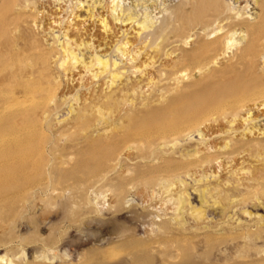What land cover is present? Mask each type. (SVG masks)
<instances>
[{
    "label": "rangeland",
    "instance_id": "rangeland-1",
    "mask_svg": "<svg viewBox=\"0 0 264 264\" xmlns=\"http://www.w3.org/2000/svg\"><path fill=\"white\" fill-rule=\"evenodd\" d=\"M77 1L0 0V264H264V50L198 57L211 1L126 0L153 47L110 85L59 66L64 31L124 65L129 28L107 42Z\"/></svg>",
    "mask_w": 264,
    "mask_h": 264
},
{
    "label": "bare ground",
    "instance_id": "bare-ground-1",
    "mask_svg": "<svg viewBox=\"0 0 264 264\" xmlns=\"http://www.w3.org/2000/svg\"><path fill=\"white\" fill-rule=\"evenodd\" d=\"M125 1L126 0H109V2L107 1V4H103L102 0H82L79 2L77 1L78 3L76 2L75 6L73 5L76 10H85L83 12L85 14V18L82 19L81 22H96L101 28L102 33L106 35L105 38H108L107 42H110L112 38L109 39V37L115 34L114 28L112 26L118 28H129L125 30L122 29L121 31L117 32V35L119 36L118 41L110 42L111 51L116 54V56L119 58V62L124 63V65H119L118 61H116L115 59H107V56L97 55V50H93L94 54L91 53L87 58H85L83 51H90V44L85 43L75 45L72 42L73 40H70L67 37V32L64 31L62 33V39L65 42L62 43L61 46L60 43L58 45L60 46L59 52L62 56V61L60 62L59 66L64 67V71L70 72V68H74L76 66L84 76H89L93 80L106 81V83H110V85H113L114 82L119 80L127 72H140L139 70L142 64H136L139 50H143V48L153 47L151 46L152 44L149 45L147 37L142 38V35L150 33L155 24V21L153 17H151L147 12L146 6L143 8V12L139 13V11L136 10L139 5H135L134 7H125ZM206 1H211V9H213V11L217 13L216 17L214 18V20H212L211 23L216 24V28L213 33H219L220 37L214 39L209 43L198 45L193 50L194 53L197 52L198 57H204L208 52L210 53L213 51H219L220 54L218 56H224L229 53V50L235 43H237V41L243 44L240 47L238 53L235 55V62H244L245 60L251 59V57L255 55L258 48H262L264 50V0H250L257 8V13L254 17L248 16L246 18H242L246 14L244 12H237L233 15V18H235L237 21L231 22H228L230 17L224 15V13L220 12L219 10V4L221 0ZM146 2H144V4ZM26 3L27 2L25 1V4ZM193 4V1L186 3V5ZM106 9V14H108L110 21H107V18L104 15L98 13V10ZM77 18L78 17L75 16V19ZM243 20H246V23L242 22ZM195 28L196 27H194L193 29ZM206 29L208 30V26H202L199 30L203 31L204 33ZM191 31L192 34L189 35V39L194 35V30ZM208 35H210V33ZM235 36L237 38L236 41L234 38ZM137 43L141 48H137L134 51L133 46L135 44L137 45ZM73 45H75L74 48ZM98 51L100 52V50ZM66 64L67 66H65ZM260 64L262 68H264V54H262L260 57Z\"/></svg>",
    "mask_w": 264,
    "mask_h": 264
}]
</instances>
